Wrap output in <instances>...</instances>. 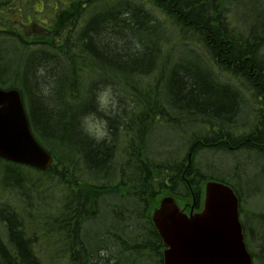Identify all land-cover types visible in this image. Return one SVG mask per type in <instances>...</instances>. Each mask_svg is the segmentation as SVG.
Instances as JSON below:
<instances>
[{"label":"trees","instance_id":"1","mask_svg":"<svg viewBox=\"0 0 264 264\" xmlns=\"http://www.w3.org/2000/svg\"><path fill=\"white\" fill-rule=\"evenodd\" d=\"M244 3L251 15L240 21L236 0H0V85L21 92L35 137L56 161L38 171L67 193L55 214L34 211L41 177L0 158V189H13L21 201L0 196V264H164L152 208L162 194L199 204L203 180L213 178L191 156L203 149L264 156V0ZM236 21L246 25L238 37ZM173 30L187 40L179 48L167 44ZM42 80L54 85L47 97L38 94ZM100 84L113 85L122 107L107 117L111 141L97 143L79 117L95 110ZM252 98L257 120L248 125L241 116ZM164 117L200 124L181 161L148 156V136ZM222 181L239 194L229 177ZM105 195H126L136 205L111 211L107 245L116 246L102 255L82 234Z\"/></svg>","mask_w":264,"mask_h":264},{"label":"rangeland","instance_id":"2","mask_svg":"<svg viewBox=\"0 0 264 264\" xmlns=\"http://www.w3.org/2000/svg\"><path fill=\"white\" fill-rule=\"evenodd\" d=\"M244 1L245 0H236V4L234 5V19L243 21L247 17H250L251 14L249 13L252 7L244 3ZM226 12L227 15H230L228 10ZM234 24L237 26L235 34L236 37H238V32L241 30L244 31L246 25L238 21ZM166 26L167 28L169 27L167 24ZM171 29L172 28L169 30ZM167 33L170 39L167 41V44L170 43L171 46L179 48L182 45V41H187L183 40L177 31L173 30V32ZM202 51L204 52V50ZM204 59H206V57H204ZM162 91H164L163 86ZM254 101L255 100L252 98L251 103L253 108H251V111L241 116V121L247 122L248 125L254 122L256 123L257 120L254 112L256 108ZM165 119L167 118L164 117L163 121H157L148 136V156L152 160L162 162L181 161L189 153L188 147L191 144L190 135L194 132L200 133L202 131L200 124L194 123V121L189 119L186 120L185 118L176 123L169 119L165 121ZM182 129L186 132L183 133ZM252 129L255 128H253V126L247 130H243L242 128L240 132L238 131L237 135H244L252 132ZM122 148H124V144L121 146V149ZM120 157L123 158V156H119L116 159V165H120L119 170L124 164V160H121ZM191 158L194 164L206 175H212L216 178L215 180L218 181L223 180L224 177H229L237 185L242 201L241 220L246 234L247 245L249 250L255 254L254 264H264V156L255 150L228 152L225 150L213 151L210 149H203L197 154H193ZM132 169L134 170V168ZM133 170L129 171L127 176L130 175V172H134ZM30 174L32 177L29 176V178L36 180L39 176L43 181V184L39 186L40 188L35 187L34 189L33 200L35 199V195H38L35 199V201L38 202V206L32 207L33 210L43 211L44 208H47L46 210L50 215L55 214L63 197L67 196L64 184L59 183L57 178L43 173L40 174V172L35 169H32ZM120 178H122V176H120ZM103 181H107V179L100 180L95 178V181L92 182L99 185L105 183ZM38 183L39 182H37L36 185ZM116 183H118L117 180ZM75 192H77V190H75ZM0 196L4 199H10L12 202H21L14 195L13 189L12 191L9 189V192L0 189ZM123 204L126 206H135L136 201L126 195H105L100 199L98 210L95 211L94 214L90 213L88 216L92 218L84 223L82 238L85 246H88L89 249L93 251L98 249L99 252L101 249L105 251L109 246L112 248L116 246L112 243L111 239H109V245H107V224L109 225L114 218L111 211L113 209H118L120 206H123ZM24 205L25 204H23V206ZM142 221L141 219L138 222ZM149 261L150 264H155L152 258ZM136 262L139 264L145 263V261L141 259L139 261L136 260Z\"/></svg>","mask_w":264,"mask_h":264},{"label":"water","instance_id":"3","mask_svg":"<svg viewBox=\"0 0 264 264\" xmlns=\"http://www.w3.org/2000/svg\"><path fill=\"white\" fill-rule=\"evenodd\" d=\"M0 157L48 169L52 155L34 137L21 93L0 88ZM239 197L228 184H205L203 209L187 214L173 196L153 213L166 249L164 264H253L240 221Z\"/></svg>","mask_w":264,"mask_h":264},{"label":"clouds","instance_id":"4","mask_svg":"<svg viewBox=\"0 0 264 264\" xmlns=\"http://www.w3.org/2000/svg\"><path fill=\"white\" fill-rule=\"evenodd\" d=\"M46 69L40 67L37 69V76L43 77ZM54 87L52 82L45 83L40 81L38 94L49 96ZM96 108L93 111L83 113L79 117V127L81 131L97 143L110 142L112 139V130L107 117H115L121 112V102L119 94L112 84H100L95 91ZM103 113L104 115H100ZM104 255V251L101 252Z\"/></svg>","mask_w":264,"mask_h":264},{"label":"flooded vegetation","instance_id":"5","mask_svg":"<svg viewBox=\"0 0 264 264\" xmlns=\"http://www.w3.org/2000/svg\"><path fill=\"white\" fill-rule=\"evenodd\" d=\"M194 211H199L198 209L194 208Z\"/></svg>","mask_w":264,"mask_h":264}]
</instances>
